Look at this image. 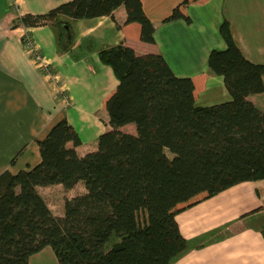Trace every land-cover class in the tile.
I'll return each mask as SVG.
<instances>
[{
    "label": "trees",
    "instance_id": "16d2710c",
    "mask_svg": "<svg viewBox=\"0 0 264 264\" xmlns=\"http://www.w3.org/2000/svg\"><path fill=\"white\" fill-rule=\"evenodd\" d=\"M202 1H180L163 21L191 22L188 7ZM121 5L124 32L154 42L142 0H69L20 15L14 25L50 23L58 43L71 42L65 24L115 18ZM219 32L227 47L211 50L208 65L224 77L232 99L209 106L197 104L207 73L179 77L162 54L138 55L123 43L101 49L119 80L103 98L114 129L100 135L96 151L80 156L81 137L63 118L38 140L37 165L0 174V264H29L45 246L59 264H172L187 249L179 212L242 181L264 179V109L249 99L264 91V63L244 55L228 20ZM131 122L136 134L119 129ZM80 180L88 191L67 198L63 216L37 189Z\"/></svg>",
    "mask_w": 264,
    "mask_h": 264
},
{
    "label": "crops",
    "instance_id": "0c3cea01",
    "mask_svg": "<svg viewBox=\"0 0 264 264\" xmlns=\"http://www.w3.org/2000/svg\"><path fill=\"white\" fill-rule=\"evenodd\" d=\"M69 0H17L21 14H42ZM182 0H142L155 27L154 42L127 35L124 5L114 17L102 15L72 20L71 42L57 41L58 28L47 23L14 25L10 0H0V174L17 173L41 161L38 140L66 118L78 131L80 156L96 151L101 134L114 129L103 105L104 96L119 84L111 65L99 56L101 49L123 43L138 55L162 54L179 77L207 73L197 104L209 106L232 99L222 75L208 65L213 49L227 44L219 26L228 20L244 55L264 63V0H205L188 7L191 22L163 21ZM66 30V29H65ZM29 32L44 57L52 62L71 106L56 95L58 88L42 73L26 50L23 35ZM264 79V78H263ZM264 109V91L249 95ZM120 130L136 134L134 122ZM68 145L73 146L69 141ZM15 159V160H14ZM39 193L55 215L65 214V200L86 193L83 180L73 187L39 185ZM187 249L172 264H264V179L247 180L184 209L177 214ZM29 264H59L51 246L29 258Z\"/></svg>",
    "mask_w": 264,
    "mask_h": 264
},
{
    "label": "built area",
    "instance_id": "2783aa9c",
    "mask_svg": "<svg viewBox=\"0 0 264 264\" xmlns=\"http://www.w3.org/2000/svg\"><path fill=\"white\" fill-rule=\"evenodd\" d=\"M11 6L12 11L16 13V18L20 15H23L18 10V2L17 0H13ZM15 18V19H16ZM14 19V20H15ZM19 24L18 26H20ZM24 26V25H23ZM23 42L26 50L29 52V54L32 56L36 64L38 65V68L44 73L45 75L49 76L50 81L57 86L58 91L56 95L60 100L64 102V106H71L73 104V101L69 98V96L66 94V90L64 89V84L61 79H59L57 73L54 70L52 62L48 61L40 48H38L29 32H25L23 35Z\"/></svg>",
    "mask_w": 264,
    "mask_h": 264
},
{
    "label": "rangeland",
    "instance_id": "374dc122",
    "mask_svg": "<svg viewBox=\"0 0 264 264\" xmlns=\"http://www.w3.org/2000/svg\"><path fill=\"white\" fill-rule=\"evenodd\" d=\"M13 0H10V2H12ZM13 8L12 6H10V9ZM167 154L170 155L171 157L173 156L172 152L170 150H166Z\"/></svg>",
    "mask_w": 264,
    "mask_h": 264
},
{
    "label": "water",
    "instance_id": "95a60500",
    "mask_svg": "<svg viewBox=\"0 0 264 264\" xmlns=\"http://www.w3.org/2000/svg\"><path fill=\"white\" fill-rule=\"evenodd\" d=\"M65 28L67 29L68 34H70V33H71V32H70V24H65Z\"/></svg>",
    "mask_w": 264,
    "mask_h": 264
}]
</instances>
